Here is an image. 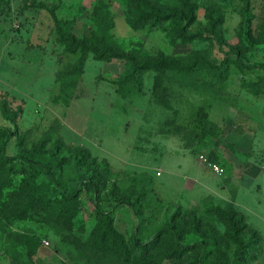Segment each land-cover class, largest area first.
Instances as JSON below:
<instances>
[{
	"label": "rangeland",
	"instance_id": "374dc122",
	"mask_svg": "<svg viewBox=\"0 0 264 264\" xmlns=\"http://www.w3.org/2000/svg\"><path fill=\"white\" fill-rule=\"evenodd\" d=\"M196 2L202 22L210 4L223 14L221 45L218 39L174 41L168 25L135 29L122 0H0V126L16 127L9 155L30 152L39 140L48 147L62 140L107 162L113 176L101 208L111 209L114 188L143 211L138 220L127 206L113 210L114 227L126 238L137 231L149 239L179 212L181 244L191 246L200 240L191 215L223 233L213 208L232 203L259 233L247 264H264V72L258 67L264 64V0ZM52 13L78 39L104 30L108 41L138 58L165 55L210 67L169 74L164 106L153 92L155 73L131 78L126 60L92 54L81 63V51L70 52L58 39ZM236 59L256 67L240 70ZM14 114L15 125L7 118ZM56 172L69 191L84 174L73 164ZM11 177L17 186L21 175ZM45 216L30 210L25 218L0 219V264H127L100 257L85 243L98 219L88 197L78 203L69 234ZM193 256L187 251L159 264H188Z\"/></svg>",
	"mask_w": 264,
	"mask_h": 264
},
{
	"label": "trees",
	"instance_id": "16d2710c",
	"mask_svg": "<svg viewBox=\"0 0 264 264\" xmlns=\"http://www.w3.org/2000/svg\"><path fill=\"white\" fill-rule=\"evenodd\" d=\"M122 1L126 6L127 20L135 29L147 25H168L169 35L174 41L189 43L206 38L218 39L220 45L223 43L222 35L217 36V32L223 29L224 17L213 4L205 7L202 22L198 19L200 6L196 0ZM52 18L59 34L58 39L65 49L70 52L81 51V63H84L88 54H92L96 60L101 61L126 60L132 70L131 78L143 72L155 73L153 92L156 101L164 106H168L166 93L169 74L178 72L189 75L198 67H210L207 62L199 64L192 62V59L190 63H186L165 55L138 58L108 41L109 36L107 37L104 30L92 32L89 38L78 39L62 31V23L69 22L59 21L53 13ZM233 63L240 70L256 67L245 65L237 59ZM258 67L264 72V64ZM15 116L14 114L7 117L14 125ZM16 134V127L0 126V219L10 222L11 216L25 218L30 210L43 211L46 221H51L56 231L59 229L69 234L72 232L73 219L78 214V203L84 195L93 203L98 218L85 243L96 253L100 252V257H117L116 259L127 264H159L163 259L179 260L187 251H191L194 256L188 264H247L249 259H252L250 251L258 245L254 237H259V233L251 229L245 216L232 203L213 208L214 215L225 228L223 233L213 225L203 228L200 219L194 213L191 215L190 228L194 234H199L200 239L191 246L184 247L181 244L179 212L174 214L168 223L160 226L149 239L141 240L137 231L126 238L114 227L113 210L127 206L138 220L142 218L143 211L138 200L118 197L114 188L111 190L114 198L111 209L101 208L99 200L106 191L110 177L113 176L107 162L99 161L81 146H67L62 140H54L50 147L45 140H39L30 152L9 155L8 143ZM25 138V135H22L18 139L24 142ZM71 164L84 172L73 191L66 188L61 175L56 172L60 167ZM12 174L21 175L17 186L11 177ZM249 233L253 238L247 237ZM160 249L167 252L160 254Z\"/></svg>",
	"mask_w": 264,
	"mask_h": 264
},
{
	"label": "built area",
	"instance_id": "2783aa9c",
	"mask_svg": "<svg viewBox=\"0 0 264 264\" xmlns=\"http://www.w3.org/2000/svg\"><path fill=\"white\" fill-rule=\"evenodd\" d=\"M201 160H203V157L200 158ZM212 169L214 172H216L219 175H222V173L224 172V170L222 168H220L219 166L213 164L211 165Z\"/></svg>",
	"mask_w": 264,
	"mask_h": 264
},
{
	"label": "crops",
	"instance_id": "0c3cea01",
	"mask_svg": "<svg viewBox=\"0 0 264 264\" xmlns=\"http://www.w3.org/2000/svg\"><path fill=\"white\" fill-rule=\"evenodd\" d=\"M198 160H199L200 163L202 162V161H200L199 157H198ZM201 164H202V163H201Z\"/></svg>",
	"mask_w": 264,
	"mask_h": 264
}]
</instances>
